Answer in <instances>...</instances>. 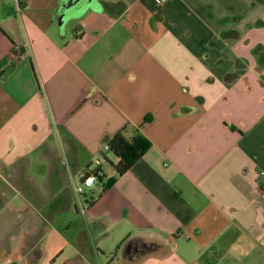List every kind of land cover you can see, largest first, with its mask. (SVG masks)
<instances>
[{
  "label": "crops",
  "instance_id": "0c3cea01",
  "mask_svg": "<svg viewBox=\"0 0 264 264\" xmlns=\"http://www.w3.org/2000/svg\"><path fill=\"white\" fill-rule=\"evenodd\" d=\"M158 1L0 0V264H264V0Z\"/></svg>",
  "mask_w": 264,
  "mask_h": 264
},
{
  "label": "trees",
  "instance_id": "16d2710c",
  "mask_svg": "<svg viewBox=\"0 0 264 264\" xmlns=\"http://www.w3.org/2000/svg\"><path fill=\"white\" fill-rule=\"evenodd\" d=\"M110 10V7H108ZM128 127L114 135L108 142L109 151L112 152L119 162L115 166L116 177L111 183L105 184L103 177L99 181L104 183L102 193L115 181V178L125 174L130 168L139 161L151 147V142L138 131L129 134Z\"/></svg>",
  "mask_w": 264,
  "mask_h": 264
},
{
  "label": "built area",
  "instance_id": "2783aa9c",
  "mask_svg": "<svg viewBox=\"0 0 264 264\" xmlns=\"http://www.w3.org/2000/svg\"><path fill=\"white\" fill-rule=\"evenodd\" d=\"M17 11L21 10V0H12ZM167 0H159L160 4H163ZM106 150L109 151V146H106ZM95 169L90 167L85 168L73 182V191L76 194V207L85 212L92 198L87 199V194H94L100 184L99 178L103 177V171L100 169L101 162L96 160ZM257 179L261 186L264 187V170H260L257 175Z\"/></svg>",
  "mask_w": 264,
  "mask_h": 264
},
{
  "label": "rangeland",
  "instance_id": "374dc122",
  "mask_svg": "<svg viewBox=\"0 0 264 264\" xmlns=\"http://www.w3.org/2000/svg\"><path fill=\"white\" fill-rule=\"evenodd\" d=\"M90 195V194H89Z\"/></svg>",
  "mask_w": 264,
  "mask_h": 264
}]
</instances>
